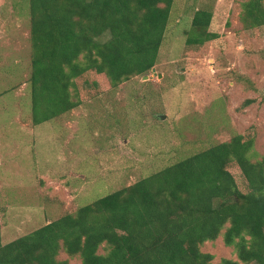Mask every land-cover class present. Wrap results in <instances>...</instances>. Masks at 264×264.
Instances as JSON below:
<instances>
[{"label":"rangeland","instance_id":"rangeland-1","mask_svg":"<svg viewBox=\"0 0 264 264\" xmlns=\"http://www.w3.org/2000/svg\"><path fill=\"white\" fill-rule=\"evenodd\" d=\"M244 1L174 0L150 71L34 124L29 3L0 0V243L236 134L264 155V25H244ZM200 8L217 37L188 45ZM226 226L198 247L213 264L237 260ZM57 259L82 264L62 248Z\"/></svg>","mask_w":264,"mask_h":264},{"label":"trees","instance_id":"trees-1","mask_svg":"<svg viewBox=\"0 0 264 264\" xmlns=\"http://www.w3.org/2000/svg\"><path fill=\"white\" fill-rule=\"evenodd\" d=\"M173 1L28 0L33 123L150 71ZM211 18L194 12L188 45L217 37ZM241 19L264 25L262 0L244 1ZM253 141L236 134L0 243V264H69L57 259L61 248L82 264H213L198 247L226 224L223 240L237 260L221 264H264V155L254 159Z\"/></svg>","mask_w":264,"mask_h":264},{"label":"water","instance_id":"water-1","mask_svg":"<svg viewBox=\"0 0 264 264\" xmlns=\"http://www.w3.org/2000/svg\"><path fill=\"white\" fill-rule=\"evenodd\" d=\"M143 78L146 79V78H148V76L147 75H144Z\"/></svg>","mask_w":264,"mask_h":264}]
</instances>
